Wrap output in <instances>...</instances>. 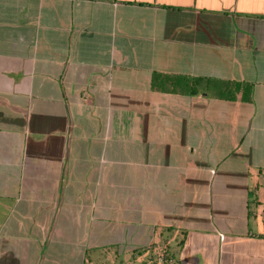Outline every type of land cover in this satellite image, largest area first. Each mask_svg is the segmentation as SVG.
I'll list each match as a JSON object with an SVG mask.
<instances>
[{"label": "crops", "instance_id": "1", "mask_svg": "<svg viewBox=\"0 0 264 264\" xmlns=\"http://www.w3.org/2000/svg\"><path fill=\"white\" fill-rule=\"evenodd\" d=\"M0 264H264V0H0Z\"/></svg>", "mask_w": 264, "mask_h": 264}, {"label": "trees", "instance_id": "2", "mask_svg": "<svg viewBox=\"0 0 264 264\" xmlns=\"http://www.w3.org/2000/svg\"><path fill=\"white\" fill-rule=\"evenodd\" d=\"M204 84V80L179 76L154 74L151 78V89L172 94L197 95ZM217 88L218 97L224 101L233 102L237 95L245 101L250 98V86L247 84L224 82L218 84Z\"/></svg>", "mask_w": 264, "mask_h": 264}, {"label": "rangeland", "instance_id": "3", "mask_svg": "<svg viewBox=\"0 0 264 264\" xmlns=\"http://www.w3.org/2000/svg\"><path fill=\"white\" fill-rule=\"evenodd\" d=\"M208 91H209L210 94L216 93V90L215 89H212V88H210Z\"/></svg>", "mask_w": 264, "mask_h": 264}]
</instances>
